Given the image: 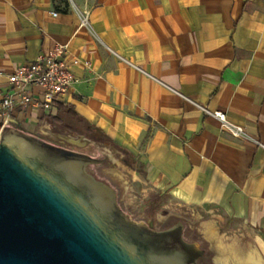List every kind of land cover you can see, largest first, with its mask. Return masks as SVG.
I'll return each mask as SVG.
<instances>
[{
    "label": "crops",
    "instance_id": "obj_1",
    "mask_svg": "<svg viewBox=\"0 0 264 264\" xmlns=\"http://www.w3.org/2000/svg\"><path fill=\"white\" fill-rule=\"evenodd\" d=\"M56 44L73 82L46 107L15 109L9 127L45 141L37 126L68 121L129 156L174 207L264 237V0H0V100L8 73Z\"/></svg>",
    "mask_w": 264,
    "mask_h": 264
},
{
    "label": "water",
    "instance_id": "obj_2",
    "mask_svg": "<svg viewBox=\"0 0 264 264\" xmlns=\"http://www.w3.org/2000/svg\"><path fill=\"white\" fill-rule=\"evenodd\" d=\"M1 125V123H0ZM99 158L13 127L0 131V264H195L183 224L155 230L86 170Z\"/></svg>",
    "mask_w": 264,
    "mask_h": 264
},
{
    "label": "rangeland",
    "instance_id": "obj_3",
    "mask_svg": "<svg viewBox=\"0 0 264 264\" xmlns=\"http://www.w3.org/2000/svg\"><path fill=\"white\" fill-rule=\"evenodd\" d=\"M38 128L33 134L51 144L103 160L88 163L86 170L116 190L119 206L132 220L155 230L181 222L185 237L197 239L206 250L203 264H252L254 253L264 263V237L243 226L230 228L223 224L217 227L208 217L191 215L185 209L174 207L144 171L135 169L129 156H123L102 139L77 132L68 121L49 127L48 134L39 132Z\"/></svg>",
    "mask_w": 264,
    "mask_h": 264
},
{
    "label": "built area",
    "instance_id": "obj_4",
    "mask_svg": "<svg viewBox=\"0 0 264 264\" xmlns=\"http://www.w3.org/2000/svg\"><path fill=\"white\" fill-rule=\"evenodd\" d=\"M54 15L57 13L54 12ZM87 25L84 16L80 26ZM66 45L56 44L47 56L24 63L8 73L11 91L0 100V131L3 127L11 125L12 114L15 109L32 107L39 109L46 107L50 102L58 99L74 80V74L69 68L66 59ZM74 64H81L82 60L74 57ZM88 65V62H84ZM39 87L42 100L37 98L32 90ZM208 114L217 118L222 127L236 137L250 138L241 125L229 121L222 110L210 111L201 106Z\"/></svg>",
    "mask_w": 264,
    "mask_h": 264
},
{
    "label": "flooded vegetation",
    "instance_id": "obj_5",
    "mask_svg": "<svg viewBox=\"0 0 264 264\" xmlns=\"http://www.w3.org/2000/svg\"><path fill=\"white\" fill-rule=\"evenodd\" d=\"M59 147H61V148H64V149H67V150H70V151H73V152H77V151H75V150H72V149H68V148H66V147H63V146H59ZM77 153H81V152H77ZM89 172V171H88ZM183 239L186 241V242H188V243H194V242H199L197 239H194V238H191V239H188V238H186L185 237V234H184V230H183ZM199 247L201 248V249H203L204 251H203V253L201 254V255H199L197 258H196V260H195V264H203L202 263V261H204V259L206 258V250L200 245V242H199ZM191 258V255L190 254H188L187 255V259H188V264H192L191 262H189V259Z\"/></svg>",
    "mask_w": 264,
    "mask_h": 264
},
{
    "label": "trees",
    "instance_id": "obj_6",
    "mask_svg": "<svg viewBox=\"0 0 264 264\" xmlns=\"http://www.w3.org/2000/svg\"><path fill=\"white\" fill-rule=\"evenodd\" d=\"M87 133L92 134L93 136H95L94 133H92L90 130H88ZM98 136H99V135H98ZM99 137H100V136H99Z\"/></svg>",
    "mask_w": 264,
    "mask_h": 264
},
{
    "label": "bare ground",
    "instance_id": "obj_7",
    "mask_svg": "<svg viewBox=\"0 0 264 264\" xmlns=\"http://www.w3.org/2000/svg\"><path fill=\"white\" fill-rule=\"evenodd\" d=\"M252 258H253V256H251V260H253ZM254 264H262V263L261 262H259V263L254 262Z\"/></svg>",
    "mask_w": 264,
    "mask_h": 264
}]
</instances>
